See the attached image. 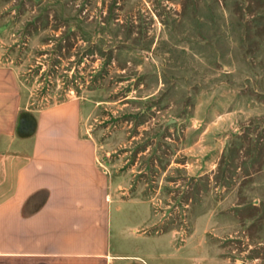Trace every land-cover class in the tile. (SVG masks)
<instances>
[{"label":"rangeland","instance_id":"374dc122","mask_svg":"<svg viewBox=\"0 0 264 264\" xmlns=\"http://www.w3.org/2000/svg\"><path fill=\"white\" fill-rule=\"evenodd\" d=\"M0 66L28 109L79 100L113 192L149 201L112 206L113 251L264 264V0H0Z\"/></svg>","mask_w":264,"mask_h":264},{"label":"crops","instance_id":"0c3cea01","mask_svg":"<svg viewBox=\"0 0 264 264\" xmlns=\"http://www.w3.org/2000/svg\"><path fill=\"white\" fill-rule=\"evenodd\" d=\"M85 116L77 99L26 108L17 74L0 66V264H156V252L111 248L112 206L150 203L113 192L122 179L98 160ZM155 226L119 230L145 241Z\"/></svg>","mask_w":264,"mask_h":264}]
</instances>
